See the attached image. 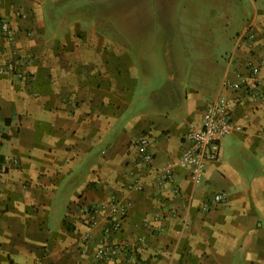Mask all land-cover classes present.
Masks as SVG:
<instances>
[{
  "label": "crops",
  "instance_id": "obj_1",
  "mask_svg": "<svg viewBox=\"0 0 264 264\" xmlns=\"http://www.w3.org/2000/svg\"><path fill=\"white\" fill-rule=\"evenodd\" d=\"M125 1L0 0L13 35L0 36V264H264V68L247 66L262 55L264 3L250 0L232 30L228 15L176 34L168 11L124 17ZM246 29L255 39L237 46ZM9 61L25 78L1 70ZM239 77L245 86H221ZM220 96L241 129L219 140L199 183L175 167L160 184ZM111 198L126 208L105 233ZM101 245L118 248L111 260L93 258Z\"/></svg>",
  "mask_w": 264,
  "mask_h": 264
},
{
  "label": "built area",
  "instance_id": "obj_2",
  "mask_svg": "<svg viewBox=\"0 0 264 264\" xmlns=\"http://www.w3.org/2000/svg\"><path fill=\"white\" fill-rule=\"evenodd\" d=\"M0 36L7 42L13 39L12 31L7 21L0 20ZM254 37V33L248 29L238 33L236 35L237 46L241 43L250 46L255 39ZM262 45L263 51L258 61H249L247 63L249 72L253 76L258 73L260 68H264V43ZM1 70L13 74L18 79L25 78L24 73L18 70V66L13 61L6 62ZM246 83L247 79L245 77H239L235 82L224 79L221 86L223 88L238 89L245 86ZM252 95H256V93ZM230 105V100L225 96H220L206 104L200 126L190 128L184 134L183 137L186 143L179 156L174 160L165 162L159 168L157 176L160 184L173 182V170L175 167L187 169L190 179L195 184L202 180L205 164L216 157L219 140L223 136L241 129L238 124L233 123L230 119ZM135 147L140 162L144 164L149 163L152 159V152L149 149V138L145 133L137 136ZM129 188L137 190L139 189V185L137 182H134ZM223 199L222 193H214L210 202H204L202 207L206 209L209 204H218ZM105 207L108 210V215L102 225L103 232L118 231L120 221L117 217L122 215L126 204L111 198ZM95 214V206H89L87 209V224L91 228L96 226L97 223L95 221ZM117 250L118 248L115 245H101L94 251L93 258L108 261L115 256Z\"/></svg>",
  "mask_w": 264,
  "mask_h": 264
},
{
  "label": "rangeland",
  "instance_id": "obj_3",
  "mask_svg": "<svg viewBox=\"0 0 264 264\" xmlns=\"http://www.w3.org/2000/svg\"><path fill=\"white\" fill-rule=\"evenodd\" d=\"M126 0L121 6V14L124 17L130 14L141 13L143 15H150L153 12L161 13V9L168 11V13L175 17L178 24L175 31L176 34L181 31L187 33L189 28L187 20L189 19H202L206 17H219L225 22L229 15V25H225L226 30H232L236 26H240V23L244 19L247 10L250 7V0ZM257 2L264 3V0H256ZM112 0H109L111 3ZM139 2V3H138ZM136 8V11L134 10ZM161 11V12H160ZM110 14L115 12L114 9H110ZM118 21L111 20L110 25L117 27ZM118 25V24H117ZM111 28V29H113ZM236 37V36H235ZM236 39V38H235Z\"/></svg>",
  "mask_w": 264,
  "mask_h": 264
},
{
  "label": "trees",
  "instance_id": "obj_4",
  "mask_svg": "<svg viewBox=\"0 0 264 264\" xmlns=\"http://www.w3.org/2000/svg\"><path fill=\"white\" fill-rule=\"evenodd\" d=\"M0 146H1V142H0ZM3 164H4V157L0 153V172L5 171V168H4Z\"/></svg>",
  "mask_w": 264,
  "mask_h": 264
}]
</instances>
